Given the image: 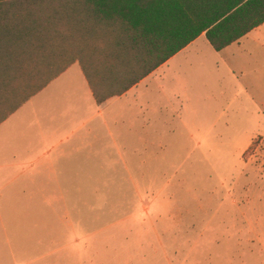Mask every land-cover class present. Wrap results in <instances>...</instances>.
<instances>
[{
  "label": "rangeland",
  "instance_id": "obj_1",
  "mask_svg": "<svg viewBox=\"0 0 264 264\" xmlns=\"http://www.w3.org/2000/svg\"><path fill=\"white\" fill-rule=\"evenodd\" d=\"M213 53L158 67L138 88L150 140L115 141L124 148L93 155L91 174L81 162L58 173L98 120L77 63L12 114L0 126V264H264V93L221 79ZM68 177L92 187L41 200L44 219L27 209Z\"/></svg>",
  "mask_w": 264,
  "mask_h": 264
},
{
  "label": "trees",
  "instance_id": "obj_2",
  "mask_svg": "<svg viewBox=\"0 0 264 264\" xmlns=\"http://www.w3.org/2000/svg\"><path fill=\"white\" fill-rule=\"evenodd\" d=\"M264 22V0H0V122L77 62L118 96L203 32L219 51Z\"/></svg>",
  "mask_w": 264,
  "mask_h": 264
},
{
  "label": "crops",
  "instance_id": "obj_3",
  "mask_svg": "<svg viewBox=\"0 0 264 264\" xmlns=\"http://www.w3.org/2000/svg\"><path fill=\"white\" fill-rule=\"evenodd\" d=\"M3 43L6 42L0 40V44ZM200 48L205 50H212V52H214L213 54L215 55V59H214L215 66L218 67L217 69L224 68L226 71L225 76L223 77L221 76L222 77L221 79L231 78V80L241 83V85H243V87L246 88V91L249 94L252 93L251 91H253L252 88L254 87V85L257 86L258 89L257 92H259L260 94L264 93V22L261 23L259 26L253 28L251 31L246 33L238 40L232 42L231 44L227 45L226 47H224L219 51L213 49V47L208 42L205 33L203 32L195 40L189 43L185 48L180 50L169 60L175 58L178 54L184 53L190 49L191 51L192 50L197 51ZM75 63H73L71 66H73ZM71 66H69L61 74L65 73ZM156 70L157 69H155L148 76L143 78L137 84L129 88L123 94L110 97L100 104H98L95 101L92 91L89 88V85L86 81L87 86L89 88L87 94L88 96H91L93 98L94 106H95V110L93 114L90 116V118H88V120L92 121L95 118H98V120H95L96 122L92 126L91 125L90 127L86 126L82 132V135L78 136L77 143H80L78 150H76V147L70 146L68 151L62 153V156H64L65 154L69 155L70 160L66 165L70 167L60 169L58 173L67 172V173L75 174L77 171L76 165H78L81 162L83 165L82 168H86V169H81V170L79 169V173L83 175L91 174L92 167L90 166L91 165L90 158H93V155H103V151H108L112 149L120 151L119 149L122 146L114 144L115 141L119 140V141L132 142V141H140V140H144V141L150 140V136L152 133L150 129L151 120L150 118H148V116L147 117L145 116L144 111L145 108L147 109V107L142 104L143 102H141L143 98L138 88L141 85H143ZM49 84H47L42 90H44ZM25 103H23L17 110H19ZM17 110L11 113L5 120L0 122V126H2L5 123V121ZM91 121H89L87 124H89ZM38 124L39 123L37 121V126H36L37 129H38ZM103 141L104 144L108 145L105 146L104 149H103ZM97 145L99 146V149L97 148ZM93 149H97L98 152L96 153L94 152L92 154ZM76 152L77 154L80 155L75 156ZM80 157L83 159L81 160ZM41 158L42 159L44 158L43 154L41 155ZM32 164L33 163H31L30 166H32ZM54 164L55 163H51V167H50L51 169L49 171L51 173L52 172L57 173V171L54 169ZM23 166H24L23 170L26 171L25 170L26 166L24 164ZM48 167L49 166H45V168ZM62 179L63 178H60L61 182H57V183H62ZM68 179H70V181L67 182V180L65 179V183H62V186L56 185V187L50 188V186H48L44 188L43 186H45V184H43L41 189L42 191H49L50 189H55L58 191H55V193L49 195H46L45 193L41 197H39L37 201L28 200L30 205H28L27 209L29 208V206L35 207L33 209V214L40 212L41 217L44 219V215L46 214V212H44L43 204L51 205L55 203L54 205H56V203L59 202L58 200L60 199L59 197L61 191H71L67 195L71 197L73 195L74 197L75 190H86L92 187L91 185H86L81 183L78 186H76L71 182L72 177H68ZM28 189L29 188L26 187L25 190ZM41 200L42 201L47 200V201H43L45 203L42 204ZM41 219L36 221H40ZM36 250L37 253L38 248Z\"/></svg>",
  "mask_w": 264,
  "mask_h": 264
}]
</instances>
